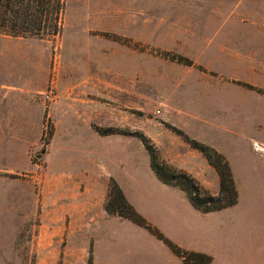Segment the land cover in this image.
<instances>
[{
	"label": "crops",
	"instance_id": "0c3cea01",
	"mask_svg": "<svg viewBox=\"0 0 264 264\" xmlns=\"http://www.w3.org/2000/svg\"><path fill=\"white\" fill-rule=\"evenodd\" d=\"M158 1L157 5L131 11L222 14L210 16L206 22H192L193 28L219 30L212 34L218 43L197 47L185 39L181 43L176 39L159 43L162 49L193 60L192 66L163 61L156 77L143 78L146 88H158L160 94L161 120L157 126L144 128L143 135L161 161L193 177L215 196L219 192L215 169L168 126L227 160L237 202L219 211L199 212L182 190L155 175L145 147L138 138L135 142L132 114L128 117L125 111L123 118L112 102L117 101L119 89L121 95L125 94L122 106L127 109L132 104V77L126 79L124 88H101L100 77L96 83L94 76L69 78L71 83L61 88L54 74L58 69L55 58L51 78L44 76L43 82H56L57 87H35L31 85L34 77H23L17 71L22 66L10 58H20L21 50L4 52L0 47V178L30 173L29 182L37 181L41 187V198L37 199L42 211L40 230L49 237H62L68 255L88 253L90 264H183L145 229L105 212L111 182L149 225L181 249L210 256L211 264L216 247L240 249L244 242V213L255 212L257 204L264 205V101L250 106L259 109L257 139L239 140L244 145L252 140L254 151L239 148L229 153V136L215 139V124L205 117L206 91L214 88L213 75L218 76L219 88L229 89L232 85L235 91L238 89L237 99L225 97L215 102V106H222L221 110L238 111L240 116L241 111H246V102H250L245 88L264 93V43L259 39L264 37V0ZM219 17L223 18L222 29L216 24ZM189 33L181 35L185 38ZM6 41L17 38H0V45ZM215 54L220 60L216 65L209 61ZM43 90L53 93L51 102L37 97ZM197 90H201L202 98H198ZM251 92L264 99V94ZM44 121L52 125L45 145ZM96 128L115 132L101 135ZM38 149L41 150L37 152ZM32 153H36V161ZM57 242L52 241L55 246Z\"/></svg>",
	"mask_w": 264,
	"mask_h": 264
},
{
	"label": "rangeland",
	"instance_id": "374dc122",
	"mask_svg": "<svg viewBox=\"0 0 264 264\" xmlns=\"http://www.w3.org/2000/svg\"><path fill=\"white\" fill-rule=\"evenodd\" d=\"M159 3L158 0H64L59 21L60 31L56 36L18 38L0 32V38L5 40L17 38V41L3 42L0 47L4 52H11L12 49L21 50L20 58H10L22 66L17 71L23 77L27 74L34 77L31 85L35 87L43 85L44 88H56L58 81V86L63 88L71 83L69 78L94 76L96 83L100 77L101 88H115V85L118 86L117 88L120 86L124 88L126 79L132 77L134 82L132 104L127 109L122 106L125 94L121 95L119 89L117 101L112 100V102L119 107L118 113L123 118L126 116L125 111L128 112V117L132 114L133 134H143L144 128L157 126L161 120L159 110L162 108L159 104L158 88H146L143 78L156 77L163 61L183 66H192L194 63L188 57L162 49L159 43L164 45L167 41L175 39L181 43L185 39L197 47L203 43L211 45L219 42L212 35L219 30L207 27L193 28L192 22H206L211 19L210 16H222V14L131 11L144 5L152 6ZM222 21V17L216 20V24L221 25V29ZM185 31L191 33L190 36L186 35L183 38L181 34ZM259 39L264 43V37ZM217 57L218 54L212 55L209 61L216 65L220 63ZM55 58L58 65L54 73L57 77L56 82L49 81L45 85L43 77L50 75L51 78ZM177 58L187 60L190 64L186 65ZM198 68L204 70L202 67ZM213 76L214 88L206 91L208 106L205 110L206 119L212 121L216 127L213 130V137L223 139L229 136V153H234L239 148L254 151L255 145L252 140L245 145L239 140L257 139L260 133L259 109L255 108V105L252 108L250 106L263 102L264 99L251 91H257L261 95L264 93L255 88H245L246 99L250 102H246V111H241L239 116L238 111L234 113L221 110L220 104L215 106L216 101L224 100L225 97L229 100L237 99L238 89L236 88L235 91L232 85L229 89L219 88L220 82L216 78L218 76ZM41 92L37 97L42 100L41 96L46 92L45 90ZM196 94L198 98H202L201 90L199 92L197 90ZM195 99L197 100V96ZM44 128L43 145L47 143L52 133L51 123L44 121ZM168 128L172 132L176 130L169 126ZM116 131L120 132L121 129ZM134 138L137 142L138 139ZM40 150L38 149L37 152ZM35 154L32 153L33 161H36ZM29 176L30 173L25 176L0 178V264H90L88 253L68 255L64 251L65 241L62 237H49L40 230L42 211L37 199L41 198V187L37 181L30 183ZM256 207L255 212L244 213L246 217L245 227L242 228L244 242L240 249L233 250L231 246L223 249L216 247L213 264H264V205L257 204ZM53 240L58 241L56 246L52 243ZM163 244L169 249L165 243Z\"/></svg>",
	"mask_w": 264,
	"mask_h": 264
},
{
	"label": "trees",
	"instance_id": "16d2710c",
	"mask_svg": "<svg viewBox=\"0 0 264 264\" xmlns=\"http://www.w3.org/2000/svg\"><path fill=\"white\" fill-rule=\"evenodd\" d=\"M64 7V0H0V32L10 37H50L60 31V15ZM184 61L186 65L190 62ZM101 135L114 133L112 129H99ZM181 136L189 146L200 152L207 162L215 169L219 177V192L210 195L191 176L177 172L158 157L152 143L143 134H133L138 138L150 157V165L157 178L163 183L182 190L191 205L201 213L219 211L231 207L237 202V191L232 179L231 171L225 158L213 149L189 139L178 130H173ZM104 210L108 215L117 216L133 222L146 229L165 243L174 255L181 258L183 264H211V258L204 254L184 251L166 240L156 229L152 228L126 202L118 186L111 182Z\"/></svg>",
	"mask_w": 264,
	"mask_h": 264
},
{
	"label": "built area",
	"instance_id": "2783aa9c",
	"mask_svg": "<svg viewBox=\"0 0 264 264\" xmlns=\"http://www.w3.org/2000/svg\"><path fill=\"white\" fill-rule=\"evenodd\" d=\"M53 93L52 92H47V93H44L41 97H42V100L45 101V102H51L52 99H53Z\"/></svg>",
	"mask_w": 264,
	"mask_h": 264
}]
</instances>
